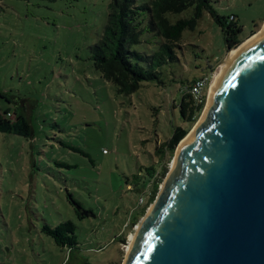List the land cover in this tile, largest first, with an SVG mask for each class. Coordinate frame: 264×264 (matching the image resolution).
Instances as JSON below:
<instances>
[{"label":"rangeland","instance_id":"374dc122","mask_svg":"<svg viewBox=\"0 0 264 264\" xmlns=\"http://www.w3.org/2000/svg\"><path fill=\"white\" fill-rule=\"evenodd\" d=\"M108 2L0 0V92L8 100L0 103L9 117L23 109L32 130L29 138L0 133V264H123L144 216L140 209L153 202L144 194L152 185L138 177L145 168H160L157 148L175 126H188L171 106L183 89L173 76L210 74L206 105L228 56L225 27L204 11L176 43L180 63L173 75L120 94L94 68L89 51ZM211 4L225 22L242 26L243 41L264 26V0ZM173 156L166 151L163 157L169 169ZM69 192L89 216L75 214ZM134 216L138 221L130 224ZM65 220L76 224L72 249L42 230Z\"/></svg>","mask_w":264,"mask_h":264},{"label":"water","instance_id":"95a60500","mask_svg":"<svg viewBox=\"0 0 264 264\" xmlns=\"http://www.w3.org/2000/svg\"><path fill=\"white\" fill-rule=\"evenodd\" d=\"M218 70L123 264H264V28Z\"/></svg>","mask_w":264,"mask_h":264},{"label":"trees","instance_id":"16d2710c","mask_svg":"<svg viewBox=\"0 0 264 264\" xmlns=\"http://www.w3.org/2000/svg\"><path fill=\"white\" fill-rule=\"evenodd\" d=\"M211 2L212 0H109L106 22L89 46L94 68L104 80L113 83L120 94L135 92L143 82H160L161 75L167 74L169 77V74H174V66L180 63L176 43L180 41L185 29L195 28L204 11H208L218 24L225 27L222 31L226 50L237 47L244 39L242 26L236 22H225V18L216 12ZM170 14L174 16L169 17ZM197 77L173 76V82L181 84L183 89L179 102L172 103L171 106L178 107L180 118L188 126H175L171 137L157 148L156 152L162 155L160 168H145L146 174L138 177L142 183L148 184V188L152 185L150 201H154L159 185L169 170L167 163L163 162L166 151L174 155L178 143L205 106V99L196 102L189 92ZM2 98L8 102L0 92V99ZM7 109L0 103V133L29 138L32 130L23 109L14 110L13 117H9ZM73 149L87 154L75 147ZM128 180L126 178L129 186ZM68 196L79 218L90 215L91 212L85 210L70 192ZM145 211L146 205L140 209L139 214L143 215ZM137 221L138 216H134L130 224ZM42 230L60 247L72 249L78 245L76 224L72 220L62 221L55 226L45 224Z\"/></svg>","mask_w":264,"mask_h":264},{"label":"built area","instance_id":"2783aa9c","mask_svg":"<svg viewBox=\"0 0 264 264\" xmlns=\"http://www.w3.org/2000/svg\"><path fill=\"white\" fill-rule=\"evenodd\" d=\"M210 78H211L210 74H201L195 79L193 84L190 86L189 92L196 102H201L204 99L205 89L210 82ZM149 192L150 190L148 192H145L144 193L145 196H147ZM143 202H144V197L140 196L139 203H143Z\"/></svg>","mask_w":264,"mask_h":264},{"label":"bare ground","instance_id":"6f19581e","mask_svg":"<svg viewBox=\"0 0 264 264\" xmlns=\"http://www.w3.org/2000/svg\"><path fill=\"white\" fill-rule=\"evenodd\" d=\"M263 28H264V26L262 27V29H261L260 31H258L257 33H255V34L252 35L251 37L247 38V39H246L245 41H243L240 45H238L237 47L231 49V50H230L231 53H234V52L238 51L244 43L253 40V39L256 37L257 34L261 33V31L263 30ZM230 51H229V53H228V56L226 57V59L222 62V64H221L220 66H222L223 64H225V63L228 61V59H229V57H230ZM219 75H220V71H219V72L214 76V78H213V81H212L211 86H210V89H209L208 99H209V95H210V92H211V90H212V87L216 84V82H217V80H218V78H219ZM208 99H207V102H208ZM206 105H207V103H206ZM202 116H203V114L201 115V117H202ZM200 119H201V118H200ZM200 119L197 121V123H196L195 126L191 129V131H189V132L185 135V137H184L183 140L181 141L182 143H184L186 140H188V139L190 138L191 133H193V130L198 126V124H199V122H200ZM179 146H180V145H179ZM179 146H178V148H179ZM178 148H177V149H178ZM172 165H173V162H172ZM132 239H133V236H131V238H130V243H131ZM130 243H129V244H130Z\"/></svg>","mask_w":264,"mask_h":264}]
</instances>
